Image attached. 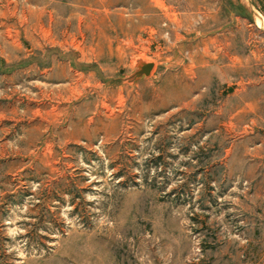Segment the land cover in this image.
<instances>
[{"label":"rangeland","instance_id":"obj_1","mask_svg":"<svg viewBox=\"0 0 264 264\" xmlns=\"http://www.w3.org/2000/svg\"><path fill=\"white\" fill-rule=\"evenodd\" d=\"M0 264H264V0H0Z\"/></svg>","mask_w":264,"mask_h":264},{"label":"water","instance_id":"obj_2","mask_svg":"<svg viewBox=\"0 0 264 264\" xmlns=\"http://www.w3.org/2000/svg\"><path fill=\"white\" fill-rule=\"evenodd\" d=\"M152 63L140 62L137 64V72L132 76L133 79H138L142 76H148L153 69Z\"/></svg>","mask_w":264,"mask_h":264}]
</instances>
